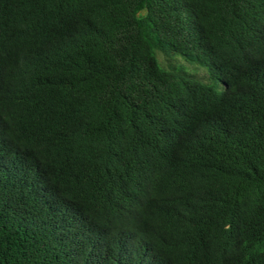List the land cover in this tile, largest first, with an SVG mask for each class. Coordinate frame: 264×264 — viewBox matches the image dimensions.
<instances>
[{
	"label": "trees",
	"instance_id": "1",
	"mask_svg": "<svg viewBox=\"0 0 264 264\" xmlns=\"http://www.w3.org/2000/svg\"><path fill=\"white\" fill-rule=\"evenodd\" d=\"M0 138V264H264V0H0Z\"/></svg>",
	"mask_w": 264,
	"mask_h": 264
},
{
	"label": "rangeland",
	"instance_id": "2",
	"mask_svg": "<svg viewBox=\"0 0 264 264\" xmlns=\"http://www.w3.org/2000/svg\"><path fill=\"white\" fill-rule=\"evenodd\" d=\"M156 57L160 65L166 69L174 68L175 70H178V68L181 67L180 71L182 73L187 74V75H192L194 78L201 80L200 82L214 88L217 92H222L224 90V86L219 81L211 78L208 75V73H206L207 70L205 68H202V67L200 68L198 66L188 64L180 58L168 59L161 53H157ZM0 147L3 148L7 152V154L12 155V152L10 151V149L7 147V145L4 143V141L1 138H0ZM14 160H16L18 163H20L23 167L28 169L34 175H37L39 180H41L40 176L36 173V171L27 161H24L19 156H14ZM65 215L71 218V215L69 213H65Z\"/></svg>",
	"mask_w": 264,
	"mask_h": 264
},
{
	"label": "clouds",
	"instance_id": "3",
	"mask_svg": "<svg viewBox=\"0 0 264 264\" xmlns=\"http://www.w3.org/2000/svg\"><path fill=\"white\" fill-rule=\"evenodd\" d=\"M2 140H3V139H2ZM3 141H4V140H3ZM4 143H5V144L7 145V147L10 149V147L8 146V144H7L5 141H4ZM0 150H2L3 153H4V151H5V150H4L3 148H1V147H0ZM5 152H6V151H5ZM6 153H7V152H6ZM59 199H60V198H59V195L55 196V197H54V202H55V203H60V202H62V201L59 200ZM63 210H64V208H63Z\"/></svg>",
	"mask_w": 264,
	"mask_h": 264
}]
</instances>
